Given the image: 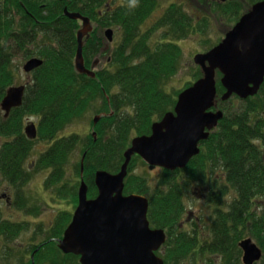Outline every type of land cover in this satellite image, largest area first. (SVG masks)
<instances>
[{"label": "trees", "instance_id": "obj_1", "mask_svg": "<svg viewBox=\"0 0 264 264\" xmlns=\"http://www.w3.org/2000/svg\"><path fill=\"white\" fill-rule=\"evenodd\" d=\"M111 1L0 0V104L7 90L19 82L21 65L35 57L44 61L31 75L23 105L14 109L5 122L12 132L21 135L24 117L37 118V141L50 143L37 161L39 168L51 170L44 188H56L60 198L73 196L76 204L77 186L69 187L66 176L78 146H84L88 196L94 198L98 194L95 172H118L132 138L151 134L153 123L173 110L180 92L171 94L168 85L181 66L183 50L178 42L193 36L194 31L193 20L179 7L170 6L153 26L146 27L157 0H127L117 7ZM66 7L97 24L84 46L87 67L99 55H105V29L117 26L122 34L106 61L107 68L97 71L95 79L75 70L80 22L65 16ZM162 30L161 39L154 42V34ZM201 77L199 70L193 78L197 81ZM221 86H217L218 108L225 116L185 169H164L159 185L150 191L146 178L132 174L138 156L129 167L125 193L148 197L149 223L168 235L161 254L164 264L185 260L216 264L214 256L220 258V264H243L239 243L245 238L253 239L264 254V85L254 97H234L226 102L220 98L225 92ZM233 99L239 104L229 108ZM92 110L106 115L95 128L96 140L93 135L87 139L76 134L59 136ZM5 125L1 121V131ZM19 138L24 143L21 148L8 144L1 148L0 170L6 177L15 175L11 170L17 168L10 152L29 155L33 150L35 141L22 135ZM80 169L79 165L77 176ZM217 171L220 180L211 184ZM204 183L212 188L208 200L218 206L207 233L202 235L199 229H193L177 234L185 212V196L193 185ZM67 216H59L52 228L56 238L63 236L71 222V215ZM49 245L53 250L46 260L61 264L67 256L61 254L55 242L46 240L43 247ZM256 264H264V256Z\"/></svg>", "mask_w": 264, "mask_h": 264}, {"label": "water", "instance_id": "obj_2", "mask_svg": "<svg viewBox=\"0 0 264 264\" xmlns=\"http://www.w3.org/2000/svg\"><path fill=\"white\" fill-rule=\"evenodd\" d=\"M64 14L71 20L82 22L77 31L78 48L75 68L78 73L91 78L96 73L85 65L83 54L85 41L89 39L93 25L90 18L66 8ZM113 30L106 31L109 42ZM203 76L184 90L173 111L152 126L150 135L138 136L124 152L125 162L118 173L99 170L95 175L97 197L90 199L89 187L84 180L78 192L79 204L59 248L65 254L80 258V264H164L160 257L167 241L164 229H153L149 223V199L143 195H125V180L130 162L138 155L144 162L165 170L184 169L191 159L201 152V142L209 139L211 132L224 118L218 108V83L225 89L221 101L237 96L242 100L256 96L264 84V1L253 6L225 39L207 53L194 56ZM43 60L30 59L24 66L28 73L41 67ZM218 73L221 78H218ZM25 86L12 87L1 103L9 116L13 108L22 106ZM100 117L94 119L97 124ZM29 124L26 133L37 138V127ZM96 136L95 133H93ZM243 263L256 264L263 258V251L251 238L242 240Z\"/></svg>", "mask_w": 264, "mask_h": 264}, {"label": "rangeland", "instance_id": "obj_3", "mask_svg": "<svg viewBox=\"0 0 264 264\" xmlns=\"http://www.w3.org/2000/svg\"><path fill=\"white\" fill-rule=\"evenodd\" d=\"M174 1V3H177L180 7L183 8V10L188 14V16L191 14L192 17L197 20V23L194 22V31L193 36L188 37L185 40L179 41L178 44L181 46L183 50V56L180 60V70L176 74L174 78H171L168 85V89L171 92V94H176L178 91L181 93L182 89L184 90L185 87L189 83H194L195 75L200 70V67L197 66L194 62V56L201 53H206L210 51L215 45H218L226 36V34L231 31V28L233 26L232 18L231 17H224L221 15L220 12H218V6L213 5L211 0H159L160 5L165 6L168 5L169 2ZM113 6H121L125 5L127 0H112ZM161 7V6H159ZM104 11V10H103ZM164 13V9H157L154 13V15L150 18L149 21H147V26H152L158 18L162 16ZM81 24V23H80ZM94 26L97 27V24L94 23ZM150 26V27H151ZM114 30V44H107L104 48L105 55H102L96 60L98 61V66L96 67V72L107 68L108 63L106 62L108 60V57L111 55V50L118 45V42L121 41L122 34L119 30V27H112ZM165 31V30H164ZM163 35L162 31H157L152 39H155L154 42L159 41L161 39L160 37ZM104 36V32H103ZM163 41V40H162ZM107 51L110 53L108 54ZM22 60V58H19L18 61ZM88 67L89 69L91 68ZM19 76V82L20 85H24L27 82L31 80V76H27L21 69ZM18 86V85H17ZM179 93V94H180ZM238 103L237 100L233 99L232 103L228 104L229 108H233ZM100 105V104H99ZM98 105V106H99ZM104 113H99L98 111L92 110L88 115L81 121L76 122L74 124H71L64 132H62V135L59 136H72L74 134L80 135L84 139H87L92 135L94 125L92 124L94 121V118L96 116L101 118L104 116ZM3 114L0 110V122L3 120ZM34 122L35 119L31 118L30 120H26L27 122ZM32 153L30 157H28L27 160V166H29L31 169L34 166L35 162L38 161L40 155L44 153L49 147L50 143L47 141H36ZM84 146L81 144L78 146L75 153L72 155V162H70V165H68V172L66 179L67 181H70L68 183L69 187L77 186V193L79 191V185L81 184L82 177L78 175L77 169H79V165L81 167V161H82V154H83V148ZM78 165V168L75 166ZM32 174L34 175L35 172L32 170ZM220 171L215 172V174L212 175L211 184L213 181L217 180L219 177ZM50 173H43L42 178L38 177L33 184L27 187V193L29 194L30 188H34L36 190H40L42 193L41 197V205L36 201V204L39 208L41 207V211L39 214H41L40 218H38L37 222L35 223L34 218H28L29 222L28 224H24V229L19 236L16 238V240L10 241L9 246L11 248H14L11 251V254L9 256L10 260L9 262L17 263L16 257L20 255V250L23 248H27L28 246L44 243L48 238L51 237L52 228L56 227V221L59 219L58 217L66 214H70L69 216L72 217L75 210L77 209L78 203L76 204L73 196H68V198H60L56 193V188L52 187L51 191H46L44 188V182L45 177L49 176ZM133 175H138L141 177H144L147 179L148 187L150 191H154L157 186L159 185V181H161L163 177V171L161 169H150L149 165L143 162L141 159H138L135 168L133 170ZM40 175V174H35ZM84 179L86 181V175L84 173ZM220 180V179H218ZM36 182V183H35ZM183 183V181H182ZM37 186V187H34ZM212 191V188L210 184H198L193 185L192 188L188 192V196L185 198V212L182 217L181 226L180 229L177 231V234L187 232H192L193 229H196L200 232H202V235L207 233L208 227L211 224V219L215 217V212L218 206L216 204L211 203L209 199L210 193ZM231 197L225 198V201H229ZM7 209V208H6ZM4 209V210H6ZM8 213V210H6ZM9 214V213H8ZM28 219H18L15 221L17 223H25ZM72 220V219H71ZM192 221V222H189ZM68 227V226H67ZM66 229V228H65ZM64 229V231H65ZM38 232L41 233V235L38 234ZM64 233V232H63ZM204 233V234H203ZM8 243V242H7ZM5 247V243L0 241V251L1 249ZM165 251V248L163 251H161L159 256L162 257V253ZM243 252L241 250L240 259L242 261ZM216 264H220V258L219 257H212ZM44 262V261H43ZM3 263V260L0 259V264ZM45 264H50L48 261ZM61 264H80L79 259L74 258H67L65 257L64 261L61 262ZM180 264H209L206 262H197V263H191L190 261H183Z\"/></svg>", "mask_w": 264, "mask_h": 264}, {"label": "flooded vegetation", "instance_id": "obj_4", "mask_svg": "<svg viewBox=\"0 0 264 264\" xmlns=\"http://www.w3.org/2000/svg\"><path fill=\"white\" fill-rule=\"evenodd\" d=\"M211 1L213 5L218 6V12H220L221 15H223L224 17L228 16L232 18L233 26L231 30H233L235 26L241 21V19L250 13L254 5L264 0H211ZM172 5L177 8L179 7L184 13H186L183 10V8L177 5V3H174V1L169 2L168 5L166 4L165 6H162L160 5L159 0H157V8L155 9V11L157 9L160 10L162 8L164 9V13H165ZM155 11L152 13L151 17L154 15ZM189 16L193 20L191 24L192 26H194V22L197 23L198 19L195 20L191 14ZM150 18L148 19V21L150 20ZM162 28L163 30H165L166 27L164 26ZM167 30H169V28ZM2 114L4 117V113ZM103 115L105 116V114ZM9 117H11V114L9 115ZM9 117L3 119V124L6 125L4 126L5 128L2 129V131L0 130V156L2 150L1 148H4L6 144L12 146L17 145L21 148L22 145L24 146V143L23 141L21 142V140H19L20 139L19 137H21V135L23 137H27L25 130L27 118L24 117L23 120L24 122L22 126V134L16 135V132L11 131L10 124L5 122L9 119ZM35 122L37 124V119H35ZM0 127H1V122H0ZM10 153H11L10 159L12 160L13 164L17 166V168L11 170V173H14L15 175L13 176L10 175L9 177H6L5 175H3V173L0 170V241L5 243V247H3L0 251V259L3 260L2 264H11L9 262L10 260L9 256L14 248H11L9 246V243L10 241L16 240L19 234L24 229H26L24 227V224H28L29 222L28 218L31 217L34 218L36 223L38 218H40L41 216V214H39V212L41 211V207L39 206L38 208L36 201H38V203L41 205L42 193H40L41 192L40 190H36L31 187L30 192L28 194L27 187L33 184L38 177L42 178L43 173H51L50 169L39 168L37 166V161L35 162L32 169L29 166H27L28 157H30L32 152L29 153V155H26V153L23 151L10 152ZM155 169H161L162 171L164 170L161 167H157ZM32 170L35 172V174H40V175H36V176L35 174L33 175L31 172ZM44 177H45V182H44L45 185L48 176H44ZM4 209L8 210L9 214ZM69 215L70 214L68 213L67 217H69ZM21 218H23V220L24 219H28V220H25L27 221L25 223H17L15 221V219L18 220ZM38 234L41 235L40 232H38ZM54 237H55L54 233L51 232V237L48 238V240L50 243L55 242L57 248L59 249L58 240H60V238H56V237L54 238ZM41 242L39 244L33 243L34 245L28 246L27 248H23L22 250H20V255L16 257L17 263H12V264H45L49 260V259L46 260L47 255H49V253L53 249L51 245H49L50 247L47 246V248L46 247L44 248L43 247L44 243ZM60 252L61 254L67 257L70 255L63 253L61 250ZM48 262L50 264H53L52 259L49 260Z\"/></svg>", "mask_w": 264, "mask_h": 264}, {"label": "bare ground", "instance_id": "obj_5", "mask_svg": "<svg viewBox=\"0 0 264 264\" xmlns=\"http://www.w3.org/2000/svg\"><path fill=\"white\" fill-rule=\"evenodd\" d=\"M84 16H85V15H84ZM86 17H87V16H86ZM88 18H89V17H88ZM81 25H82V23H81ZM1 109H2V108H0V110H1ZM13 110H14V109L11 110L10 114H12V111H13ZM10 114H9V115H10ZM5 118H6V117H5Z\"/></svg>", "mask_w": 264, "mask_h": 264}]
</instances>
